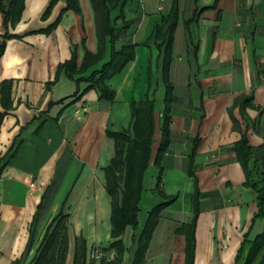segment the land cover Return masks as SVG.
<instances>
[{"label": "crops", "instance_id": "crops-1", "mask_svg": "<svg viewBox=\"0 0 264 264\" xmlns=\"http://www.w3.org/2000/svg\"><path fill=\"white\" fill-rule=\"evenodd\" d=\"M173 1L126 0L124 17L131 25L116 49L133 44L135 58L106 81L115 92L113 101L101 99L96 89L86 90L87 82L77 83L64 71L48 88L73 48L78 66L86 51H98L91 0H79L80 14L67 9V0H25L14 26L0 11V47L5 46L0 55V264L21 259L30 264L61 211L70 215L66 264H74L80 238L87 244L86 264L116 260L105 188V168L115 146L107 132L127 130L131 104L147 97L155 101L156 130L139 206L147 214L140 230L161 203L155 192L161 170L156 157L166 88L163 50L150 37ZM178 13L169 70L171 141L160 161V189L177 199L160 213L145 264H185L186 237L180 230L195 216L196 189L195 264H234L245 235L253 241L264 228L261 220L252 224L257 195L245 186L234 150L243 135L257 152L264 143V0H178ZM119 14V9L111 14L117 29L123 23ZM110 55L107 38L103 60L75 78L90 77ZM50 185L35 243L24 255L31 223ZM133 233L127 227L122 237L127 250L122 264L132 263ZM95 249L104 252L98 255Z\"/></svg>", "mask_w": 264, "mask_h": 264}, {"label": "trees", "instance_id": "trees-1", "mask_svg": "<svg viewBox=\"0 0 264 264\" xmlns=\"http://www.w3.org/2000/svg\"><path fill=\"white\" fill-rule=\"evenodd\" d=\"M95 12L97 37L99 48L97 53L86 51L84 59L80 66L77 64L76 49L73 48L70 60L59 65L57 76L50 85L58 80V75L64 71L68 77L74 79L77 83L85 81L89 84L86 89H96L100 93V98L107 101L115 99V92L106 84V81L114 75L120 73L124 67L135 58V45L126 44L120 50L116 49L117 41L122 33L126 32L130 21L124 17V5L126 0H91ZM25 0H0V11L5 15L6 23L10 22L12 26L21 19L24 10ZM67 9H71L80 14L81 9L79 0H67ZM51 7L48 8L49 13ZM119 9L118 18L123 20L122 27L117 29L115 21L111 14ZM200 13H196L194 19L198 20ZM179 20L178 0H174L171 10L167 16L162 19L160 25H157L150 39L163 50L162 57V75L165 84L166 93L164 104L165 108L161 117L160 131L162 141L157 153L156 163L160 166V175L155 192L162 199L161 203L156 205L148 214L146 223L142 230L139 229L138 214L140 203L144 191V177L149 167L152 147L154 144L155 126V101L147 97L143 102L131 104L132 124L122 132H107V136L113 139L115 146V155L110 164L105 168V179L108 195L111 198V238L110 248L116 252V260L111 262L101 261V264H122L126 253L123 244V235L127 227L134 230L132 242L136 245V251L131 264H145V255L149 247L153 232L159 221L161 211L169 204L176 201L177 196H167L161 189L162 172L161 159L167 152L171 141V107L173 102V85L170 81L169 70L172 61V41L177 23ZM14 36L7 35L6 39ZM107 38L110 39L111 55L103 67L94 71L90 77L76 79L75 76L85 73L89 68L95 66L103 60L105 55V44ZM5 46L0 47V55L3 54ZM75 97L80 98L79 92ZM252 100L248 98L247 102ZM3 114L0 113V123ZM238 162L243 168L245 175V186L254 190L257 195L255 213L252 224L256 220H261L264 224V143L259 151L249 144L246 135L234 146ZM197 186V184H196ZM50 185L42 198V202L34 215L30 226V236L25 250L26 255L35 243L37 235V225L42 211L46 206V200L52 190ZM200 193L196 189L193 196V205L195 216L191 223L182 227L180 232L186 237V260L185 264H195V228L198 216ZM70 215L61 211L47 228L43 239L38 245L36 255L30 264H66L69 251V232L68 220ZM23 255V257H24ZM87 263V244L84 239L77 241L74 264ZM22 264V259L17 262ZM234 264H264V228L263 232L251 241L248 239V233L239 248Z\"/></svg>", "mask_w": 264, "mask_h": 264}, {"label": "rangeland", "instance_id": "rangeland-1", "mask_svg": "<svg viewBox=\"0 0 264 264\" xmlns=\"http://www.w3.org/2000/svg\"><path fill=\"white\" fill-rule=\"evenodd\" d=\"M116 23V22H115ZM146 212H145V207L144 206H142L141 207V210H140V212H139V215H138V220H139V222L140 223H143V221H144V219L146 218ZM127 236H128V233L126 234V236H125V239H129V238H127ZM130 240V239H129ZM104 251L102 250V249H95V253L96 254H98V255H101V253H103Z\"/></svg>", "mask_w": 264, "mask_h": 264}]
</instances>
